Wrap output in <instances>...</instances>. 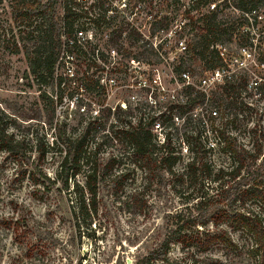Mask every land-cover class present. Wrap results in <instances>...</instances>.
<instances>
[{"label":"rangeland","instance_id":"374dc122","mask_svg":"<svg viewBox=\"0 0 264 264\" xmlns=\"http://www.w3.org/2000/svg\"><path fill=\"white\" fill-rule=\"evenodd\" d=\"M0 1L1 35L8 27L14 30L15 25L10 19V0ZM187 1L74 0L81 29L75 56L56 64L54 78L48 86L25 78L27 68L23 54H9L4 48L6 45L0 43V110L24 128L29 142L35 137L38 142L51 143L53 134L62 124L70 137L86 129L87 147L97 148V159L105 161L114 155L118 164L113 166L112 175L120 172L125 175L113 187L111 178L104 176L96 197V215L92 220L80 217L75 220L70 214L74 207L71 198L66 200L55 191L41 197L30 186L27 176L17 177L14 165L9 160L3 161L0 155V218H23L32 244V248L25 249V245L14 243L9 232L0 226V264H130L153 247L164 233L167 216L174 211L207 215V204L195 207V201L182 202L188 203L184 210L185 205H180L177 199L178 190L164 180V185L156 184L146 191V207L138 213L127 196L133 189L142 188L144 174L131 171L132 159L120 136L112 139L116 129L111 128V124L122 127L128 122L145 124L154 117L153 134L158 144L167 137L169 147L180 155L177 170L186 160L187 148L211 145L215 150L220 133L235 137L247 148L253 136L264 138V96L258 99L252 89L255 81L264 84V29L259 32L264 23V11L256 10L254 15L261 19L256 20L257 27L248 29L242 19L251 21L253 14L216 9L218 19L226 23L221 27L233 25L237 30L221 45L226 67L219 70L217 81L209 86L200 83L210 97L219 101L211 104L205 99L201 106H193L198 90L196 84L201 79L206 81L211 74L203 72L201 64L189 53L180 51L178 43L188 49L195 34L191 30L192 22L208 14V9L187 12ZM103 10H107L104 19L93 23ZM59 14L56 6V15ZM159 21L165 29H156ZM124 28H132L138 34L137 42H134L133 30L131 39L126 38V32L119 33ZM247 29L251 40L240 43L239 35ZM109 37L116 45L107 44ZM249 43L252 44L249 46ZM7 47L11 49L10 44ZM241 47L244 52L239 50ZM180 59L186 60L182 72L189 77L183 82L173 72ZM231 74L240 81L247 76L245 87L240 84L234 90L218 88L223 78ZM63 83L69 86L62 87ZM43 92L53 103L39 99ZM58 95H61L59 102L55 101ZM51 109H54L52 113ZM251 129L256 131L254 135L249 132ZM209 156L212 162L219 163L217 149ZM47 162L42 167L51 176L53 162ZM206 186L200 193L206 197L215 195L216 191L211 188L216 184ZM189 193L183 195L189 197L199 192ZM252 209L260 213L257 205H252ZM211 224L208 222L205 231H212ZM229 233L237 245L236 250L228 253L220 246L208 253L209 256L218 258L221 264H264L263 259L250 252L248 238L238 232ZM186 257L178 245L171 246L170 260L189 264Z\"/></svg>","mask_w":264,"mask_h":264},{"label":"trees","instance_id":"16d2710c","mask_svg":"<svg viewBox=\"0 0 264 264\" xmlns=\"http://www.w3.org/2000/svg\"><path fill=\"white\" fill-rule=\"evenodd\" d=\"M56 6L60 10L59 16L56 15ZM75 7L74 0H10L8 3L10 19L15 26L14 30L8 27L7 30L2 31L0 43L6 45L4 48L9 54H23L27 68L25 78L48 86L54 78L56 64L64 58L75 56L77 35L81 33ZM187 7V12L205 8L196 2ZM234 9L244 15H251L257 9L264 11V3L261 0H243ZM106 13L107 10H103L93 23L97 24L99 19H104ZM207 13L192 20L194 27L191 30L195 34L184 52L189 53L201 64L203 72L212 74L226 67L225 59L219 56L216 47H221L228 41L232 31L237 30V27L225 25L223 28L221 26L226 23L218 19L216 10L207 11ZM251 17V21H249L250 18L242 19V22L246 24L245 28L253 29L258 26L255 16ZM156 25H158L157 30L166 28L161 21L156 22ZM260 28L259 32L264 29V23L260 25ZM248 29L239 35L240 43L251 40L248 37ZM132 30V28L129 30L124 28L120 29L119 33L126 32V38L131 39ZM112 33L113 31L110 32ZM136 36L138 34L135 32L134 42L139 39ZM106 42L112 46L116 45L110 37ZM8 44L11 49L7 47ZM250 44L252 43H249V46ZM130 59L133 60L132 57ZM185 62V59H180L173 68V72L182 82V74L189 78L182 72ZM107 63L110 64V62ZM232 77L233 74L224 77L221 86L217 87L223 90L228 88L234 90L240 84L245 87L247 76L242 77L241 81ZM200 81L196 84L198 90L193 97V106H201L205 99L211 104L215 103V97H210L209 91L206 92L200 87ZM254 83L252 89L256 91L258 99H262L264 84L256 81ZM60 84L59 81L58 86ZM63 86L68 87L69 84L63 83ZM39 99L42 102L53 103L44 92L40 94ZM60 100L61 95L55 96V101ZM201 110L204 111V107ZM53 111L54 109H51V113ZM115 120L118 121L117 116ZM154 120V117H150L145 124L138 121L130 125L128 122L123 127L117 123L111 124V128L116 129L112 139L119 135L127 148L126 153L132 159L131 171L138 170L144 174L142 188L133 189L127 197L135 206V210L141 213L147 203L146 191L156 184L164 185L162 184L164 180L165 183H172L173 188L178 190L177 199L181 202L180 205H185L184 210L187 209L188 203L182 202L188 200L195 201V207L207 204L208 211L203 217L193 216L190 213L185 215L180 209L168 215L161 237L153 247L137 256L130 264H178L177 259H169L172 245L180 247V252L186 254L189 264H221L218 258L209 256L208 253L220 246L228 253L234 252L237 245L229 232H238L248 238L250 252L264 260V138L261 135L258 138L253 136L252 144L250 148H247L237 142L235 137L220 133V137L217 135L215 144V150L218 151V164L212 162L209 156L215 151L211 145H199V148L190 146L186 149L188 154L186 160L177 170L175 168L181 161L180 155L169 147L167 137H163L158 144L153 134ZM24 131L16 120L0 110V155L3 156V161L9 160L14 165V174L17 177L27 176L30 186L35 188L41 197L55 191L67 198L66 200L71 198L74 207L70 214L75 220L78 217L81 220H92L96 215V197L104 176L111 178L112 187L125 176L121 172L117 175L111 173L113 166L118 164L117 157L110 155L105 161H99L97 148L87 147L86 129L70 137L62 124L61 128L53 134L51 143L38 142L35 137L31 143ZM249 132L254 135L256 131L251 129ZM47 156H49L47 161H52L54 166L51 176L45 173L42 167L43 163L47 162ZM78 177L81 178L80 181L77 180ZM210 183L216 184L214 188H211L216 193L212 197H206L200 191L205 185L209 187ZM188 192L189 194L199 193L189 197L183 195ZM252 205H257L260 213L254 212ZM208 222H212L211 232L205 231ZM0 226L9 232L14 243L25 245V249L32 248L29 228L23 218H0ZM221 226L224 228L222 229Z\"/></svg>","mask_w":264,"mask_h":264},{"label":"built area","instance_id":"2783aa9c","mask_svg":"<svg viewBox=\"0 0 264 264\" xmlns=\"http://www.w3.org/2000/svg\"><path fill=\"white\" fill-rule=\"evenodd\" d=\"M240 1H243V0H188L187 2V5L189 4H192V3H199L200 5H203L206 9H208V11H215L216 9H222V8H227V9H234L239 3ZM253 16H255L256 20H260V16L259 15H254L255 13L252 12ZM80 35V34H79ZM78 36V35H77ZM217 50L219 51V56L220 57H223V54L221 53V47H216ZM178 49L180 51H184L185 50V46L182 45V43H178ZM241 50L242 52H244V48H241L239 49ZM220 75V72L219 71H215L213 72L210 77L206 80L207 81V85L206 84V81L203 79L200 81L201 85L202 86H209V85H212L214 82L217 81L218 77ZM181 78L183 80H187V76L185 74H182L181 75ZM200 85V87L202 88V86Z\"/></svg>","mask_w":264,"mask_h":264},{"label":"water","instance_id":"95a60500","mask_svg":"<svg viewBox=\"0 0 264 264\" xmlns=\"http://www.w3.org/2000/svg\"><path fill=\"white\" fill-rule=\"evenodd\" d=\"M129 261H127V263H128Z\"/></svg>","mask_w":264,"mask_h":264}]
</instances>
